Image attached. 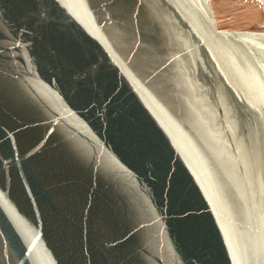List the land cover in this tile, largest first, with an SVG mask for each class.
Segmentation results:
<instances>
[{"label": "water", "instance_id": "water-1", "mask_svg": "<svg viewBox=\"0 0 264 264\" xmlns=\"http://www.w3.org/2000/svg\"><path fill=\"white\" fill-rule=\"evenodd\" d=\"M0 264H264V29L0 0Z\"/></svg>", "mask_w": 264, "mask_h": 264}, {"label": "rangeland", "instance_id": "rangeland-1", "mask_svg": "<svg viewBox=\"0 0 264 264\" xmlns=\"http://www.w3.org/2000/svg\"><path fill=\"white\" fill-rule=\"evenodd\" d=\"M220 27L264 29L262 0H211Z\"/></svg>", "mask_w": 264, "mask_h": 264}]
</instances>
